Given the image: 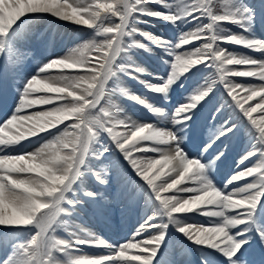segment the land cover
<instances>
[{"label":"snow or ice","instance_id":"snow-or-ice-1","mask_svg":"<svg viewBox=\"0 0 264 264\" xmlns=\"http://www.w3.org/2000/svg\"><path fill=\"white\" fill-rule=\"evenodd\" d=\"M148 2L163 3V0H83V2L82 0H0V37H6L17 22L28 14L49 13L59 19L73 21L94 29L96 36L103 38L99 41L90 40L74 49L69 55L52 60L43 66L37 75L26 83L16 112L0 126V132L12 135L14 128L24 121L46 119L50 122V127L38 133L40 134L66 120H73V123L66 126L60 135L45 143L39 151L31 153V156L29 154L0 156V161H3L0 164V226L19 227L34 224L38 229L30 242L19 246L12 264H60L56 254L64 256L70 251L77 250L76 246L80 244L110 248L103 240L98 237L93 238L90 233H85L83 238L73 234V239L69 241L58 239L54 235L58 218L70 214L63 205L75 210V205L79 202L69 199L67 193L72 191V184L82 175L81 169L89 154V145L101 132L108 134L137 175L152 191L154 198L162 207L163 215L171 224L176 225L178 231L197 245L217 249L228 258L239 259L237 253L242 243L247 241H241L239 234L234 238L231 230L244 224L245 210L253 209L257 201L264 197V165L258 168H246L233 175L229 183L253 175H256L258 179L232 193L222 194L201 176L202 166L196 160L186 158L173 133L159 131L152 126L129 123L120 119L114 110L101 106V100L106 95L107 82L116 75L115 61L125 51L124 37L131 36L136 31L135 29L129 30L133 16L147 14L159 16L164 20L175 21L177 19L171 15L140 12V6ZM215 3L216 0H195L190 10L184 9L185 16H191L194 19L207 18L209 23L193 33L182 36L180 43L176 46L177 49L196 40L203 39L206 42L202 47L184 55H175L171 65L172 73L167 82L163 86L151 87V90L156 93H165L178 77L187 73L191 68L201 64H210L216 69L219 82L226 86L228 96L264 144V83L249 86L235 83L231 79L252 77L264 81V63L244 59L246 60L244 63L223 66L217 59L222 51L225 57L229 54L226 50L216 46V37L220 31L219 25L224 23L239 25L241 20L238 19L239 10L233 11L230 6L232 0H227L220 14L214 11ZM114 18L118 22H115ZM109 21L114 22L109 23ZM185 40L188 42L182 43ZM155 42L160 43L158 40ZM220 42L233 43L227 41V37ZM248 42L258 43H251L249 46H245L243 42L235 44H243L250 49L264 50V42L255 40ZM136 46L142 47L139 44ZM90 52L96 53L95 65L89 60L88 53ZM191 61H196V63L193 64ZM74 66L88 67L90 75L42 76L55 67L70 69ZM82 80H87L88 86L77 95V86ZM57 83L62 86H53ZM66 91V96L30 98L35 93H65ZM210 91L211 87L193 95L188 103L178 107L175 111L174 123L184 124L190 120V114L199 102L209 95ZM242 93L244 95L241 96ZM68 97H71V100L51 111L32 114L25 112V109H31L35 105H49L55 99L68 100ZM254 100L257 101L255 105L249 103ZM246 104L247 107H245ZM258 110L261 113L259 119L253 116ZM117 126L122 127L124 131L116 132ZM233 131H235L234 125L225 126L216 139ZM144 142H151V144L146 145ZM16 144L14 142L0 143V153ZM137 152L157 153L160 158L141 159L134 155ZM251 155L253 154L250 153L242 158L240 163L250 159ZM261 156L264 157V153H261ZM19 157H24V160L14 159ZM173 172L175 176L171 175ZM30 173L36 175H22ZM93 175L96 176L98 182L104 183L100 174L93 173ZM165 175L170 179L162 180L161 178ZM157 181L161 182L157 183ZM186 181H191V186L177 187ZM173 190L178 194L162 196V193ZM213 192L218 195L213 197ZM179 193L192 195L190 198H185ZM84 195L93 196L90 192H85ZM192 200H196L198 206L188 211L183 210L184 203ZM37 205L44 207L38 208ZM207 206H213V208ZM194 211H199L206 217L218 218V223L210 226H185L178 222V214ZM229 212H234L235 215H229ZM152 227L150 222H146L136 236ZM166 227V224L160 225L162 230ZM163 238V231L153 239L138 240L134 236L131 241L121 245L109 256L101 258L69 256L67 264H153V258Z\"/></svg>","mask_w":264,"mask_h":264},{"label":"bare ground","instance_id":"bare-ground-1","mask_svg":"<svg viewBox=\"0 0 264 264\" xmlns=\"http://www.w3.org/2000/svg\"><path fill=\"white\" fill-rule=\"evenodd\" d=\"M194 2L195 0H163V3L148 2L140 6V12L142 13L151 12V13H157L161 15H171V16H174L177 13L185 14L184 9L187 8L190 10ZM261 17L262 19H260V21L258 22V29H264V10H262ZM190 18H191V22L193 23L197 21V19H194L191 16ZM159 21L167 22L168 24L171 25L173 24V21L171 20H164L162 18H159V16H153L147 14L134 15L133 18L130 20L129 30L135 29L136 31L131 36L124 37L123 47L125 51H123L115 61L114 69L116 71V75L111 77L107 82L106 95L103 97L102 102L104 100L108 101L106 103L107 106H109L110 108L114 107L115 112L116 110L120 112V106H118V101L120 102L122 100L128 101L134 107V111H135L133 115L132 114L130 115L131 118L130 121L128 122L136 125L152 126L154 129L159 131L171 132L176 137L178 146L184 152L187 159H191L192 157L203 159L205 155L204 154L202 155V153L197 152L198 143L194 141L193 137L191 138L188 144L185 143V140L187 138L185 137L186 131L184 129L187 126L191 127L192 124L194 129H198V125H197L198 121H195V117L198 114L200 115L199 119L201 118V116H207L211 111V106H210L211 103H209L208 106L202 109L201 111H197V114L194 117H191V119L188 120L186 123L176 124L174 123V115L176 109L188 103L190 99V95L192 94L195 95L198 93L197 86L194 83L190 82L188 83V85L186 86L184 85V88L179 90V92L177 90L179 89L178 87L177 89H171L172 88L171 87L165 93H156L151 90V87L161 86L162 82L160 75L163 71L169 70V67L170 70H172L171 65H164L163 67L157 68L156 65H154L153 62L149 60V56H148L149 53H153L154 51L152 49L151 44H155L153 43V41L162 38L165 34L160 27ZM239 25H240V29L242 30L247 29V26L242 22ZM182 28L183 27H181L180 25L179 29L181 30ZM46 30L54 31L52 38L50 37L51 38L50 49H48V51L45 52L38 47L35 48L36 53L32 52L31 56L28 55V53L25 52L24 49H22V47L27 49V47H25L24 45V43H26V40L28 44V40H33L35 38L33 37L34 36L33 34H35L36 32L43 33ZM227 30L228 32L232 33L231 37H235V39L241 41L255 40L259 42H264V30L263 31L259 30L256 32L249 31L248 33L243 35L235 34V30L231 29L230 27ZM171 32L176 33L173 30ZM148 37H152V39H148ZM60 38H64V41L59 42ZM99 38L101 37L96 36L94 29H90L82 24H76L73 21H65L59 19L58 17H55L49 13L28 14L27 16L22 17L21 20L18 21L17 24L10 30V32L6 37H0V50L2 49L1 47L4 44L3 60H4V65H6L7 67L3 71V76H2L3 79L1 78L2 79L1 81L5 83L11 81L16 85V88H18L17 91H15L10 95L9 100L6 99L5 101L6 103L3 104V105L7 104L6 113H8L9 111L10 113L12 112V105L15 103V101H17L16 98L17 95L21 93L20 90L25 88L24 81L26 80V78H28L29 81L30 79L35 77L39 72V70L43 66L47 65L46 64L47 61L63 58L69 55V53L72 52L74 49L79 48L84 43ZM42 42H45V40L43 39ZM137 44L142 45V47H137L136 46ZM197 44H198L197 42L195 43L192 42L186 46H183V48H188L191 46H195ZM233 47L236 46H228V51H231L230 48ZM237 48L241 52L239 58L254 60L257 63H264V50L250 49L248 47H245L243 44H238ZM92 64L95 65V58ZM87 68L88 67L86 66H74L73 68L70 69L55 67L53 69H50L48 72H51V76H59L62 74L71 75V76H86L84 75V71L89 72V69L86 70ZM253 81L258 84L264 83V81H260L257 78H253ZM53 86L60 87L62 85L57 83L54 84ZM87 86H88V81L82 80L80 84L77 86L76 94L79 95L80 92H82L85 88H87ZM2 89H4V85ZM41 93H48V92H41ZM41 93H35L34 96L35 95L38 96V94ZM48 94L53 97L66 96L67 91L65 93H48ZM36 98H39V96ZM69 100H71V97H68V100L55 99L52 104L56 103L58 106H60L66 104ZM230 101L231 104L235 106L234 102L232 100ZM114 103L115 105H113ZM250 104L255 105L254 103L251 102ZM247 106L248 105H245V107ZM17 107L18 106H16L15 109L13 110L11 117L16 112ZM46 107L49 108L47 105ZM25 112H27L28 114H32L38 112V110L37 108L32 107L31 109H25ZM5 114H2L1 116ZM260 115L261 113L259 112V110L257 113L253 114V116L257 119H259ZM229 118L230 120H232L231 124L234 125L235 128L241 127L238 133V137L240 141H242V143L235 148V150L232 152V155L230 157H227V154H225L223 160H221L222 158H220L216 160L217 162H213L214 160H212L211 163H208L209 170L213 169L215 170V172H217L218 171L217 169H219L220 166H222V171L224 173H227L228 171V173H232L233 176L246 168H251V167L258 168V166L264 165L263 164L264 157L261 156V153H264V144L261 143L258 133L251 127L249 121L245 117H243L242 113L239 111V109L236 106L231 110ZM2 121L3 119L0 121L1 122L0 126H2L7 122V121L6 122L5 121L2 122ZM72 123L73 120H66V122L63 125H67V124L70 125ZM51 130L52 128H50L48 131H45L43 133L49 132ZM123 131L124 129L122 128L119 132H123ZM43 133H40L38 135H41ZM35 137H29L28 139L21 141L19 144L7 147L3 153H0V156H4V155L18 156V155L30 154L35 152L46 143V142H42L40 139H37ZM97 137L99 138V136ZM99 140L103 141L104 139L103 137H100ZM92 143H90L89 149ZM144 143L151 144V142H144ZM207 149L208 151L206 153H211L213 151V150L210 151L209 148ZM138 153H145V152H137L134 154H138ZM238 153L241 154L237 155ZM250 153L253 154L251 155V158L245 160L244 163H240L242 158L248 156ZM156 155L159 156L157 153ZM236 155L242 158L239 160L236 166L234 165L231 166V161L234 157H237ZM112 156L113 155L110 154L109 161L111 160ZM88 158H89V154L86 157V161L84 165L88 167L89 166L100 167L99 170H101V175H103V177L110 176L106 172H109V170H112V168L114 169L119 168V164L117 163L109 164V166L106 165V167L101 168L104 164L101 159L88 160ZM139 158L144 159L141 156H139ZM88 162L90 163L89 165ZM129 171L131 172L132 176L129 179H127L126 183H124L123 185L124 187L123 190L126 193H128L129 191H133V189L135 188L134 187L135 182H133V178L139 179L141 182H144L137 175V172L134 169L131 168ZM222 173L220 175L221 176L220 180L222 179ZM112 174H115V172ZM22 175L35 176L36 174L30 173V174H22ZM82 177H83L82 184L76 183L75 184L76 187L74 186V188L73 187L72 188L77 191L82 190L81 193L80 192L79 193L84 198L87 199V196H85L84 193L88 192L90 189L94 190V184L93 181L91 180L92 176L90 175L84 176L83 174ZM231 177L229 178L226 184V186H229L231 189L230 193L256 180L255 177L254 179H252L251 178L252 176H250V177H245L239 181L229 183ZM115 181H116V176L113 177V182ZM144 184L146 183L144 182ZM134 190L137 191L136 189ZM148 190H149L147 191L148 194L143 195L144 198L145 196L147 197L149 193L153 194L150 189ZM179 195L184 196L182 193H179ZM67 196L69 199H72V197H70L68 193ZM162 196H164L163 193ZM184 197L187 198L186 196ZM152 198L154 197H148L147 200L146 198L142 200L143 208H141L142 210L140 212L141 221L147 222V220L154 218L153 215H151V213H154L155 215L156 208L155 205L151 204V200H153ZM207 207L213 208V206H207ZM145 212L147 213L146 217H144ZM76 213L78 215L79 221L76 222V226L74 227L75 229H79V231L80 230L83 231L76 236H80L81 238H83L85 233H90L93 238L98 237L100 240H103L108 246H110L109 248V247L91 246L88 244H80L79 246L82 247L84 250L79 253L83 254L84 257L85 255H87V258H101V257L109 256L113 252H115L121 245L131 241L134 237L129 233H125V230H128L129 227L122 230L123 228L121 229V226L118 223L112 222L111 220L109 222H106L102 233L99 232L93 234L92 232L89 231V227L92 226L93 220L95 222L94 210L87 205L81 204V206L77 208ZM196 213H199V211ZM186 214H178L182 216H180V218H177L178 222L185 226H201L199 224H203V226L211 225L213 224V222L216 221L215 219H218L215 218L212 220L210 218H200V217L198 218L197 216H189V215L187 216ZM228 214L235 215L234 212H229ZM252 215H253V211H250V216ZM259 216L260 215L257 216L258 220H259ZM90 217H92L93 220H91ZM262 217L264 218V215ZM67 218H68L67 215L63 216L64 222L66 221ZM157 223H158L157 219H154L152 225L156 226ZM173 226L176 227V225L170 223V227ZM241 226H243V224L238 225L234 230H236L237 228L239 229ZM256 226L258 227V231L259 230L261 231V226L258 224H256ZM1 228L3 229L0 230V244H2V242L5 243L9 241V239L15 234L14 231L15 227L0 226V229ZM37 232L38 231L35 232V235L37 234ZM261 232H260V239H262V236H264L263 230ZM157 236L158 235H154L148 237V239H153ZM256 236L259 237V235L257 234L255 235V237ZM56 238L67 241L61 236ZM23 240L24 239H22V237L19 238V241H21V243L23 242ZM262 241L264 240L262 239ZM180 244H181L180 241H177V239L170 236L165 244L166 249L164 250L165 252L169 253L171 257L173 255L174 249L176 250L177 247L180 246ZM193 244L195 243L193 242ZM195 245L196 247L201 246L206 249H212L210 247L203 245H197V244ZM188 249H185L187 253H189ZM159 253L163 254L162 252L157 250L156 255H158ZM196 253L198 260L202 262L201 260L203 259V253L200 250H196ZM222 256L226 257L224 254H222ZM171 259L172 260L168 262L169 264H178V257L176 255H173ZM235 264H239V263L235 262Z\"/></svg>","mask_w":264,"mask_h":264},{"label":"rangeland","instance_id":"rangeland-1","mask_svg":"<svg viewBox=\"0 0 264 264\" xmlns=\"http://www.w3.org/2000/svg\"><path fill=\"white\" fill-rule=\"evenodd\" d=\"M227 2V0H216L215 3V11H218L217 14L222 13L223 11V5ZM252 0H232V4L230 5L233 11H237L238 12V19L241 20V22L243 24H245L247 26V29L242 30L240 29V25L234 24V23H224L219 25L220 31H219V35L217 38V43L216 46L219 47L222 50H226L229 54L235 56L236 58H239L240 55V51L236 48H230L231 51H228V46H236L238 44L235 43H226V42H220L222 41V39L224 37H231L230 32H228V28L230 27L231 29L235 30V34L237 35H243L248 33L249 31H255L257 29V20L260 19V13L261 11L264 9V7H256L255 5L251 4ZM262 3H264V0H262ZM193 5V4H192ZM175 17H177V19L175 21H173V24H168L167 22H163V21H159L160 23V27L163 30V32L165 33L164 36L161 39H158V41H160L159 44H157L155 41H157V39L155 41H153V43L155 44H151L152 49L154 50L153 53H149V60L151 62H153L154 65H156L157 68L163 67L164 65H172V63L174 62L175 59V55L180 54V55H184L188 52L193 51L196 48L202 47L203 44L206 42L203 39L199 40L198 44L195 46H191L188 48H183L180 47L179 49H177V44L180 43V38L184 35H187L189 33H193L195 31H197L198 29L206 26L209 23V20L207 18H196L197 21L194 22L193 24H191V18L190 16H185V14H175ZM199 19V20H198ZM115 20V18H114ZM114 21H109V23H112ZM115 22H118V20H115ZM181 25V27H183L181 30L179 29V26ZM175 31L176 33H172L171 31ZM258 30V29H257ZM44 37H49L51 33L48 34V32H44ZM235 38V37H233ZM59 39V38H58ZM103 39L102 37L99 39H96L97 41ZM63 40V38H60V41ZM198 41V40H196ZM126 42V41H125ZM194 42V41H193ZM226 45V46H225ZM89 56V60L92 63L94 61V58H96V53L95 52H90L88 53ZM232 67H243V66H232ZM89 68H87L86 70H88ZM82 73V71H81ZM172 70H165L161 73L160 77H161V86H163L167 80L169 79V77L171 76ZM51 76V72H48L46 74H42V76ZM84 75H90V69L89 72L84 71ZM235 83L238 84H243V85H249V86H256L259 85L258 83H255L253 81L252 77H233L231 78ZM194 83L197 86V90L198 93L201 91H205L207 90L209 87H211V91L209 93V95L201 102H199V104L197 105V107L194 109V111L191 113V117H194L197 114V111H201L202 109L206 108L208 106L209 103H211V111L210 113L205 116L206 118L203 120V125L201 124V128H200V122L198 123V129H195V131L193 132V136L197 139H202V135L204 133V130L207 131L209 129H207V124H206V120L210 117H217L219 119H217V122L214 123L215 125L213 127H208L210 129L214 130V138H215V142L214 145H219V147H212L213 153L207 155L210 156L213 154V159L218 160L221 158V156L223 157L225 154H227V157H230L232 151L234 150V146L236 144L240 145L242 143V141H240L239 137H238V133L240 131L241 127H237L235 128V131L230 132V135H226V136H221L219 139H216V137L219 135V132L221 131L222 128H224L225 126H231V121L229 116L231 113V110L233 108H235V106H233L231 104V99L227 94V90H226V86L222 83L219 82L218 79V73L216 71V69L211 66L210 64H201L198 66H195L193 68H191L187 73H185L184 75L178 77V79H176L174 81L173 84H171L166 92L169 90V88L171 89H177V87L179 90H181L182 88H184V85H188V83ZM13 86L14 83H13ZM21 93L24 91V89L20 90ZM197 93V94H198ZM244 95L243 93L241 94V96ZM39 97L41 96H50L48 93H41L38 94ZM38 96H33L30 98H36ZM193 96L190 95V98ZM259 98H257L258 100ZM21 100V94L18 96L17 101L15 102L16 106L19 104ZM108 101L104 100L101 104V106L103 107H108L107 103ZM251 103H256L257 101H250ZM249 102V103H250ZM115 105V103L113 104ZM247 105V104H246ZM14 106V105H13ZM49 108L46 107V105H35L34 107L37 108L38 112L40 111H51L53 110L55 107H57L58 105L55 104H49L47 105ZM118 106H120V112H118L116 110V114L118 117H120V119L122 120H126L127 122L130 121V115L134 114V107L128 102V101H118ZM15 108V107H14ZM111 110H114V107L110 108ZM115 111V110H114ZM199 115V114H198ZM196 115V116H198ZM70 123V122H69ZM130 123V122H129ZM64 124V123H63ZM62 123L57 124L56 127H54L51 131L46 132L44 134H41L37 139H40L42 142H50L52 140L55 139V137L59 134L62 133V131L65 129L67 125H63ZM71 125V124H70ZM122 129V127L117 126L115 131L119 132ZM69 131L71 132V129L69 128ZM203 131V133H202ZM192 133V131H191ZM190 134V132H189ZM100 137H103V141H100L99 138L95 139V141H93V143L91 144V147L89 149V158L88 160H92V159H101L103 161V166L101 164V168L106 167V165L109 166V164H113V163H117L119 164V168H112V170H109L108 173L110 176L107 177H103V175H101V170L100 167H95V166H82V175L84 174V176L86 175H90L92 176V180L94 182V187L96 188V191L91 192L93 194L92 197H90L89 201H87L86 199L84 204H89L91 206L94 207V209L101 213L100 215V219L97 220V222H101V220H104L105 216L111 217L113 218V220L116 222V219H119V224L127 227L130 223V229L127 230V233H130L131 235L135 236L136 239L138 240H143V239H148V237L154 236V235H160L161 231H163V235L165 238H163L164 240H162L159 243L158 246V251L162 252L163 254H158L155 256V258H153V264H168V262H170V256L169 253L165 252L164 249L165 248V244L167 242V240L169 239L170 236L174 237L175 239H177V241H180L181 244L180 246L177 247V249H182L185 250L187 247L192 248V249H196L194 246V244H192L193 242L183 233H181L180 231L177 230V227H170V222L168 220V218L166 216L163 215V210L161 205L157 202V200L155 198H152L153 200H151V204L155 205L156 211H155V215L154 213H151V215H153L154 218L147 220V222H150L151 224H153V220L157 219L158 223L156 226H153L152 228L142 231L141 234L139 236H136L137 232L139 230H141L142 226L145 225V221H141L140 218V212H141V208H143V203L142 200H144L146 198V200L148 199V197H154L153 194L149 193V195L145 198L143 197L144 194H148L147 191H149V187L144 184V182H141L139 179L133 178V182L134 183V189H136L137 191H135L133 189V191H129L128 193H126L123 189V185L124 183H126V180L129 179L132 175L131 172L129 171L131 168L133 169V167L131 166V164L128 162L127 159H125L124 155L120 153V150L116 147L115 143L111 140V138L108 136L107 133L101 132L99 135ZM110 143V144H109ZM147 145V143H145ZM217 145V146H218ZM202 148V146L198 147V150H200ZM107 149V151H106ZM67 151V150H65ZM114 152V153H113ZM110 154H112V158L109 161L110 158ZM135 156L139 157H143L145 160L147 159H158L160 158L159 156L156 155V153H152V152H145V153H138V154H134ZM215 156V157H214ZM212 158V157H211ZM242 157H235L232 159L231 161V166H236L237 163L239 162V160ZM257 159V158H256ZM210 160V159H209ZM223 160V158L221 159ZM262 161V160H261ZM213 162H217V161H213ZM202 168H203V172L201 173V176L206 179L208 182H210L213 186V188L215 190L221 191L222 194H227L230 193L231 189L229 186H226L229 178L232 176V173H224L223 171H220L221 168L215 172V170H209V165L208 163H203L202 161L198 162ZM210 163V162H209ZM90 163L88 162V165ZM262 164V163H260ZM264 164V163H263ZM217 167V166H216ZM97 168V169H96ZM115 174H112L114 173ZM223 172V173H222ZM93 173H97L100 174L104 180V183H100L98 182L97 178L95 175H93ZM222 173V179L220 180V175ZM82 175L80 176V179L78 178V180L75 183H80L82 184ZM172 176H175V173L173 172L171 174ZM112 176V177H111ZM116 176V181L113 182V177ZM258 179V177L256 175H253L251 178L252 179ZM162 180L165 179H170L169 176H165L161 178ZM220 180V181H219ZM89 181V180H88ZM215 182H218L219 185H213ZM158 183H160L161 181H157ZM72 184L73 188L74 186L76 187V185ZM224 187H223V186ZM191 186V181H186L183 184L177 186L178 188H183V187H188ZM72 188V187H71ZM72 188V193H73V198L77 199L78 195L77 193L81 192L82 190H74ZM81 189V188H80ZM184 196H186L187 198H190L192 194L190 193H182ZM164 196H171V195H177L176 191L173 190L171 192H167V193H163ZM80 203H77L81 206L82 200L79 199ZM95 201H97L95 203ZM103 201V202H102ZM264 210H262L263 212ZM198 211H194L192 213H187L186 215L188 216H197L198 218H210V217H206L200 213H196ZM147 213L145 212L144 217H146ZM264 214V213H263ZM183 215V216H186ZM230 215V214H229ZM180 216L182 215H178L177 218H180ZM263 216V215H262ZM143 217V218H144ZM210 219H215V218H210ZM76 220V217H74V213H71V215H68V218L66 219V221L64 222L63 220V215L61 217L58 218V223L55 225V232L54 235L56 236V233H62V234H68V236H71V234L73 235V233L71 232V226L69 225L72 224L74 221ZM131 220V222H130ZM216 221L213 222V224H217L218 223V219H215ZM166 224L167 227L165 229H161L160 225H164ZM260 226L261 229L263 230V234H264V218L262 217L260 220ZM201 226H203V224H199ZM247 225V224H246ZM205 226H210V225H205ZM157 227V228H156ZM91 228V230H94V227H89ZM3 229V228H1ZM15 234L14 236H12L9 241L0 244V264H12L13 258L15 257V255L17 254L18 250H19V246L21 244H25L30 242L31 238L33 237L34 232L37 230V228L35 227V225H30V226H19V227H15ZM95 231V230H94ZM232 234L234 235V238L237 237V234L234 233L233 231H231ZM262 234V232H261ZM74 235H79L78 231H76V233ZM22 237L23 242L21 243V241H19V238ZM191 245V246H189ZM77 250H82L79 246H76ZM203 254L204 259H208L210 258V260L212 261L211 263H209L208 261L204 263L206 264H213L216 261V258L221 260V254L222 251L217 250V249H206L203 248ZM175 255H177L178 257V264H188V258H187V253L183 252L181 255V251H174L173 252ZM70 254V255H69ZM57 255V254H56ZM59 255V256H58ZM57 255V259L60 261V264H67L68 261V257L69 256H75V257H84L83 254L77 252L74 253V251H70L69 253L65 254L64 256L60 257V254ZM85 257H87V255H85ZM172 260V259H171ZM182 261V263H181ZM216 263V262H215ZM214 263V264H215Z\"/></svg>","mask_w":264,"mask_h":264},{"label":"clouds","instance_id":"clouds-1","mask_svg":"<svg viewBox=\"0 0 264 264\" xmlns=\"http://www.w3.org/2000/svg\"><path fill=\"white\" fill-rule=\"evenodd\" d=\"M218 38V37H216ZM227 41H231L233 43H240L243 42L245 46H249L251 43H258V42H248V41H241L237 40L233 37H227ZM188 42L187 40L182 41V43ZM259 50V49H258ZM217 59L221 61L223 66H227L229 64L233 63H244L246 60L244 59H238L235 56L228 54L227 57H225L224 52H220L217 56ZM191 63H196V61H191ZM50 127V122L46 119H40V120H33V121H24L23 123H20L18 126L14 128V134L9 135L5 134L3 132H0V143H9V142H14L19 144L21 141H23L25 138L29 136H34L37 135L39 132L44 131L46 128ZM5 136H7V139H5ZM36 151H39L36 150ZM31 156V153L29 154ZM18 159V161H23L24 157H19V158H14ZM3 161H0V164H2ZM213 197L218 195V193L213 192L212 193ZM197 201L192 200V201H186L183 206V210L188 211L191 210L195 207H197ZM37 207H44L43 205H37Z\"/></svg>","mask_w":264,"mask_h":264}]
</instances>
